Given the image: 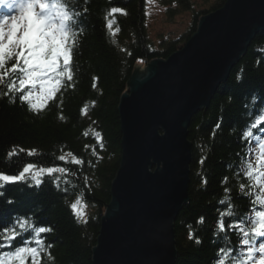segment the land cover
Returning <instances> with one entry per match:
<instances>
[{
    "label": "trees",
    "instance_id": "16d2710c",
    "mask_svg": "<svg viewBox=\"0 0 264 264\" xmlns=\"http://www.w3.org/2000/svg\"><path fill=\"white\" fill-rule=\"evenodd\" d=\"M158 1L167 7L169 18L184 11L193 13L181 41L170 39L159 48L154 46L147 31L146 0H69V10L80 13L75 18L77 31L83 29L74 49L78 54L74 56L73 80L38 113L21 103L19 93L3 94L7 91V79L0 84V172L17 175L28 163L37 168L68 170L66 174H42L38 187L27 178L0 188V229L21 217L37 227L52 229L43 233L51 259L45 254L41 264H92V248L101 217L111 201V183L119 167L118 105L127 90L128 79L138 63L165 59L180 48L195 32L199 18L221 7L225 0H213L211 4L205 0L208 7L199 10L193 0ZM111 8L123 11L109 15ZM109 21H113L111 30L107 27ZM85 107L87 112L82 114ZM261 110H264L262 30L231 68L227 80L217 87L209 106L191 118L189 200L174 221V264H217L221 247L239 251L240 234L228 230L227 225L241 216L246 219L254 207V181H249L242 172L244 160L250 155V144L242 134ZM13 150L16 155L9 157ZM31 150L34 155L29 156ZM60 156H65L66 161H61ZM74 158L82 163H73ZM241 183L246 186L244 191L240 189ZM225 196L228 201L221 204ZM77 199L91 208L85 220H79L71 207ZM228 202L236 214L224 217L226 231L221 233L217 222ZM22 240L30 237L22 233L12 247L19 246Z\"/></svg>",
    "mask_w": 264,
    "mask_h": 264
},
{
    "label": "water",
    "instance_id": "95a60500",
    "mask_svg": "<svg viewBox=\"0 0 264 264\" xmlns=\"http://www.w3.org/2000/svg\"><path fill=\"white\" fill-rule=\"evenodd\" d=\"M264 0H225L167 58L137 68L121 95L120 160L92 264H174V221L189 200L188 127L254 36Z\"/></svg>",
    "mask_w": 264,
    "mask_h": 264
},
{
    "label": "snow or ice",
    "instance_id": "6c2138e0",
    "mask_svg": "<svg viewBox=\"0 0 264 264\" xmlns=\"http://www.w3.org/2000/svg\"><path fill=\"white\" fill-rule=\"evenodd\" d=\"M68 5L69 0H0V10H6L0 18V84L8 80L7 91L3 94L19 93L18 99L21 103H26L34 113L44 110L48 102L56 99L57 93L74 77V56L78 54L74 49L78 45L77 37L83 29L77 31L78 21L75 18L80 13L70 11ZM13 9H16L19 15H11ZM122 11L120 8H111L109 15ZM112 23L113 21H109L107 24L110 30ZM10 61L14 62L7 67ZM81 112L86 114L87 108H83ZM256 131L264 132V110L255 116L242 134L249 144L254 142L260 149V152L255 154L258 161L256 167H253L251 158H245V167L242 169L243 175L249 181L255 182L259 193H252L254 207L251 215L246 219L241 216L227 225L228 230H235L240 234L239 244L243 250L235 251L230 246L221 247L217 264H264V243H256L259 238L264 237V171H261L264 169V136L256 135ZM95 135L99 141V133ZM8 155H16L15 150ZM28 155H34V150L29 151ZM67 155L72 156V153ZM59 159L66 161L65 156H60ZM72 162L82 163L76 158ZM54 172L66 174L68 170L58 167L37 168V165L28 163L18 175L0 172V188L5 184L24 181L29 175L38 187L42 183L38 177L45 173L52 175ZM245 187V184H240L241 191H244ZM249 187H252L251 184ZM228 192L229 189L225 188V193ZM227 201L228 197L225 196L220 203L225 204ZM78 205H81L79 199L72 203L71 207L82 217L83 213ZM255 205L260 206L259 210ZM233 208L228 202L226 210L221 213L217 222L219 232L226 231L224 217H233L236 214ZM200 222L203 223V218ZM29 230L34 232V237L25 240L23 246L13 248V242ZM50 231L51 228L35 227L29 219L23 217L0 229V248L10 249L0 252V264H41L45 254L51 259L50 254L46 252L44 241L40 238L41 234ZM196 243L199 244L200 241L196 240Z\"/></svg>",
    "mask_w": 264,
    "mask_h": 264
},
{
    "label": "rangeland",
    "instance_id": "374dc122",
    "mask_svg": "<svg viewBox=\"0 0 264 264\" xmlns=\"http://www.w3.org/2000/svg\"><path fill=\"white\" fill-rule=\"evenodd\" d=\"M193 1L195 2L196 10L208 7V4L205 3V0H193ZM212 2L213 0H209L210 4ZM13 15H19L18 11L16 10L15 14ZM168 16L169 15L167 13V7L165 5L160 4L158 0H147L146 2L147 31L149 38L152 40L156 48H159L163 42L170 39L179 38L180 39L179 41H181L182 35L187 33L191 25L193 13H191V11L190 12L184 11L177 13L172 18H169ZM259 152L260 149L255 146V143L254 145L252 144L250 158L252 159L254 168L258 163L257 159L255 158V154H258ZM261 171H264V169H261ZM28 178L31 179V176L29 175ZM256 191L259 193L258 187ZM78 208L83 213V216L82 217L80 216L81 219H83L87 215L88 209L91 210V208L84 203L78 205ZM259 240L260 238L256 241L257 245H259L260 243H264V242H259ZM242 250L243 249H241V251ZM258 255L259 254H257V256Z\"/></svg>",
    "mask_w": 264,
    "mask_h": 264
},
{
    "label": "bare ground",
    "instance_id": "6f19581e",
    "mask_svg": "<svg viewBox=\"0 0 264 264\" xmlns=\"http://www.w3.org/2000/svg\"><path fill=\"white\" fill-rule=\"evenodd\" d=\"M5 11H6V10H0V18L3 17V15L5 14ZM225 81H226V80H225ZM191 146H192V144H191Z\"/></svg>",
    "mask_w": 264,
    "mask_h": 264
}]
</instances>
